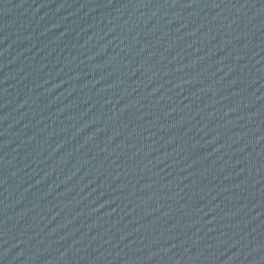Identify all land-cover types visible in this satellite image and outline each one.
<instances>
[{
  "label": "water",
  "instance_id": "95a60500",
  "mask_svg": "<svg viewBox=\"0 0 264 264\" xmlns=\"http://www.w3.org/2000/svg\"><path fill=\"white\" fill-rule=\"evenodd\" d=\"M0 264H264V0H0Z\"/></svg>",
  "mask_w": 264,
  "mask_h": 264
}]
</instances>
